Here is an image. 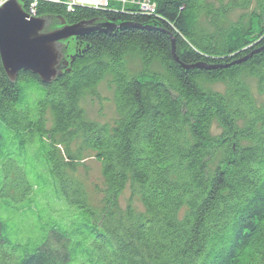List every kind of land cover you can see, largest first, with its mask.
<instances>
[{"label":"trees","instance_id":"16d2710c","mask_svg":"<svg viewBox=\"0 0 264 264\" xmlns=\"http://www.w3.org/2000/svg\"><path fill=\"white\" fill-rule=\"evenodd\" d=\"M154 2L41 1L38 16L67 24L140 27L77 37L50 81L0 64V264H264V102L247 80L264 86V0ZM235 9L249 13L225 26ZM107 75L111 124L80 106ZM83 149L101 166L100 207L73 175ZM128 184L142 211L121 206Z\"/></svg>","mask_w":264,"mask_h":264},{"label":"water","instance_id":"95a60500","mask_svg":"<svg viewBox=\"0 0 264 264\" xmlns=\"http://www.w3.org/2000/svg\"><path fill=\"white\" fill-rule=\"evenodd\" d=\"M55 23L63 25L49 28ZM136 26L139 25L92 20L67 24L63 19L48 15L32 16L23 10L19 0H6L0 4V64L12 80L20 70H27L43 81H50L60 74L69 55L79 47V41L71 42L69 36L113 33L121 27Z\"/></svg>","mask_w":264,"mask_h":264},{"label":"rangeland","instance_id":"374dc122","mask_svg":"<svg viewBox=\"0 0 264 264\" xmlns=\"http://www.w3.org/2000/svg\"><path fill=\"white\" fill-rule=\"evenodd\" d=\"M248 13L249 10L235 9L227 17H225L222 22H224L223 24L227 26L228 24L240 21L239 18L242 15L244 17V15ZM244 22H247L246 18H243L242 23ZM61 25L63 24L55 23L54 25H50L49 28H58ZM199 28H202L205 31L213 30V27L208 23V18L205 15H202L200 18ZM69 37L71 42L78 41V38L73 35ZM127 65L132 72L136 71L140 66L139 58L137 56H129L127 58ZM155 69L160 70L161 68L156 65ZM247 80L250 84L252 94L256 98L257 102H264V86L259 88L257 81L254 78H247ZM207 87L211 90L222 92L226 89V85L222 82H212L207 84ZM80 106L88 119L98 123L111 124L118 116L113 101V83L111 82V77L107 75L96 85L93 92L85 94L80 99ZM212 129L213 131H217L216 124H213ZM77 145V142H73L71 147L75 149ZM73 175L82 182L90 204L95 207H100L104 181L100 163L96 160L92 150H82V162L73 171ZM119 201L122 207H125L128 203H130L137 211L143 210V205L138 193H136L129 184L126 185L121 192Z\"/></svg>","mask_w":264,"mask_h":264},{"label":"built area","instance_id":"2783aa9c","mask_svg":"<svg viewBox=\"0 0 264 264\" xmlns=\"http://www.w3.org/2000/svg\"><path fill=\"white\" fill-rule=\"evenodd\" d=\"M6 0H0V4H2ZM41 1H57L62 2L66 5L67 9L71 10L74 5L83 4V5H91L94 7H105L111 5V3L122 4L120 8L123 7L124 4H135L140 7V10L146 11L148 13L155 12V2L154 0H19L23 10L32 16H38L36 13V7Z\"/></svg>","mask_w":264,"mask_h":264},{"label":"clouds","instance_id":"9594fccd","mask_svg":"<svg viewBox=\"0 0 264 264\" xmlns=\"http://www.w3.org/2000/svg\"><path fill=\"white\" fill-rule=\"evenodd\" d=\"M23 72H24V71H23ZM24 73H26V74H31V73H28V72H24ZM31 76L34 77V78H36V83H37V84H40L41 86H43V85L39 82V80H38L37 77H35V76L32 75V74H31Z\"/></svg>","mask_w":264,"mask_h":264}]
</instances>
